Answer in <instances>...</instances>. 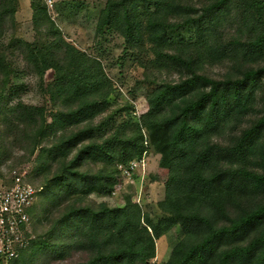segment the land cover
I'll use <instances>...</instances> for the list:
<instances>
[{"label":"rangeland","instance_id":"374dc122","mask_svg":"<svg viewBox=\"0 0 264 264\" xmlns=\"http://www.w3.org/2000/svg\"><path fill=\"white\" fill-rule=\"evenodd\" d=\"M33 1V12L19 17L17 0H0V183L23 166L39 189L32 206L37 238L15 264H80L95 254L85 231L75 235L74 222L57 224L72 207L105 203L136 211L138 206L142 223L147 215L155 220L164 215L160 201L170 171L148 140L142 115L156 87L180 81L189 70L163 53L192 56L198 71L219 79L236 80L246 69L263 66L264 42L253 52L244 47L264 36V0H179L197 7L195 16L210 7L206 19L197 30L188 14L163 8L160 14L170 24L162 44L147 28L155 7L149 10L142 0ZM124 3L131 12L130 28ZM92 101L97 102L92 117L73 124L56 121L61 111ZM263 114L264 78L251 108L225 116L211 140L235 144ZM87 125L88 138L72 144L69 135ZM140 133L147 140L136 155ZM91 141L110 147L108 153L82 155L76 168L99 174L106 190L84 192L76 179L70 187L54 181ZM182 236L177 223L156 237L148 264H166Z\"/></svg>","mask_w":264,"mask_h":264},{"label":"trees","instance_id":"16d2710c","mask_svg":"<svg viewBox=\"0 0 264 264\" xmlns=\"http://www.w3.org/2000/svg\"><path fill=\"white\" fill-rule=\"evenodd\" d=\"M154 13L147 28L153 41L166 40L169 20L160 11L188 14L201 30L210 7L198 8L179 0H142ZM220 3V2H219ZM215 3L212 6H216ZM211 6V7H212ZM109 9H113L112 4ZM124 19L131 26V12L124 3ZM264 36L245 44V50H261ZM170 61L188 68V75L177 82H163L149 97V108L142 115L148 140L161 153V164L170 171L166 197L160 201L164 215L158 220L147 215L141 221L136 206L97 208L74 206L58 220L62 227L74 222L75 235L85 231L88 245L95 254L80 264H148L155 254V238L174 224H180L183 236L174 246L166 264H264V114L244 130L232 145L211 140L221 121L235 110L251 108L264 65L251 67L236 79H219L200 72L195 59L179 53L164 52ZM96 101L61 111L58 119L68 124L81 123L94 115ZM84 126L69 135L72 144L89 136ZM140 133L133 154L144 150ZM123 143L122 149L129 147ZM108 146L91 141L70 159L54 181L70 187L76 180L85 191H105L99 174L76 168L85 154L108 153ZM75 166V167H74ZM104 186V187H103Z\"/></svg>","mask_w":264,"mask_h":264},{"label":"built area","instance_id":"2783aa9c","mask_svg":"<svg viewBox=\"0 0 264 264\" xmlns=\"http://www.w3.org/2000/svg\"><path fill=\"white\" fill-rule=\"evenodd\" d=\"M29 178L26 168L16 167L0 183V264H15L37 238L32 206L39 189Z\"/></svg>","mask_w":264,"mask_h":264},{"label":"crops","instance_id":"0c3cea01","mask_svg":"<svg viewBox=\"0 0 264 264\" xmlns=\"http://www.w3.org/2000/svg\"><path fill=\"white\" fill-rule=\"evenodd\" d=\"M33 0H17V7L15 11V15L19 17H23V15L33 12Z\"/></svg>","mask_w":264,"mask_h":264}]
</instances>
